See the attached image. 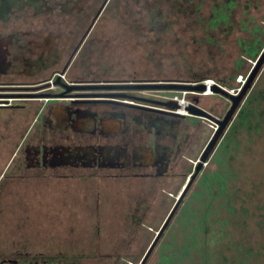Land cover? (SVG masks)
Here are the masks:
<instances>
[{"label": "rangeland", "instance_id": "obj_1", "mask_svg": "<svg viewBox=\"0 0 264 264\" xmlns=\"http://www.w3.org/2000/svg\"><path fill=\"white\" fill-rule=\"evenodd\" d=\"M106 17V37L96 51L102 58L93 60L92 71L101 68L107 75L133 76L137 82L216 84L233 95L242 92L238 108L221 128L218 120L231 101L207 87L205 93L129 91L139 104L168 111L150 115L172 120L175 137L157 142L160 149L169 147L166 175L124 180L95 173L74 179L68 184L74 190L58 194L53 213L48 208L52 199L40 198L42 193L34 183L18 188L16 181L2 175L9 169L4 155L12 149L7 138L17 139L22 125L15 119L1 122V116V256L19 247L30 252H62L53 258L59 259L57 264H139L177 201L143 264H153L164 243L169 244L166 254L177 252L195 220L205 215L207 227L196 238L207 242L206 256L177 257L176 264L201 260L203 264H264V123L237 125L241 112L262 106L258 99L264 96V0H123L120 12L107 11ZM252 43L254 52L246 51ZM189 104L203 113H189L185 109ZM254 122L251 115L250 123ZM202 156H206L204 161ZM220 169L226 176L223 191L213 187L212 197L207 198L199 181ZM198 191V197L192 196ZM71 248L85 249L86 255L67 256Z\"/></svg>", "mask_w": 264, "mask_h": 264}, {"label": "flooded vegetation", "instance_id": "obj_2", "mask_svg": "<svg viewBox=\"0 0 264 264\" xmlns=\"http://www.w3.org/2000/svg\"><path fill=\"white\" fill-rule=\"evenodd\" d=\"M122 1L0 0V117L22 125L17 139L3 136L12 149L2 175L18 188L34 183L40 198L52 199L51 213L58 194L74 190L68 186L74 179L166 175L169 147L157 142L175 137L172 120L150 115L164 112L128 93L138 89L107 87L137 84L136 77L90 68L102 58L96 51L106 37L107 11L120 12ZM58 255L17 247L0 254V264H57Z\"/></svg>", "mask_w": 264, "mask_h": 264}, {"label": "trees", "instance_id": "obj_3", "mask_svg": "<svg viewBox=\"0 0 264 264\" xmlns=\"http://www.w3.org/2000/svg\"><path fill=\"white\" fill-rule=\"evenodd\" d=\"M254 45L255 43H252L251 45H246L245 50L248 52H254L255 50ZM259 100H261L260 102H262V106L259 107L256 111H254V108H249L247 112L245 111L241 112L239 115V119H237V125L241 126L245 124L246 127H252V125L253 126L257 125L256 123H258L259 125L264 123V96L259 97L258 101ZM255 107H258V106H255ZM251 115L255 116L254 124L250 123ZM227 151L228 150L226 149V147L222 148V154L226 155ZM218 161H221V159ZM225 182H226V176L224 175L223 170L220 169V171L214 170L212 171V173L204 174L201 180L199 181V184L204 186V193L205 195H207V198H211L212 193L210 189L214 187L219 193H222L220 191H223V186ZM199 193H200L199 191L193 192L192 196L198 197ZM207 221H208V216L206 215L202 217H198L195 220V223L191 229V233L187 234L183 238V241L180 244L177 252L174 251V253L170 252L166 254L165 248H167L169 244H166V243L162 244L157 253V260L153 264H173V263L176 264L175 261L177 257H180L183 260V258L184 259L188 258V256L190 258L191 254H195L197 256L198 255L206 256V252L204 251V246L207 244V242L206 241L202 242L201 240L196 238V234L198 232L202 234L204 229L207 227L206 225ZM198 264H203V261L202 260L199 261Z\"/></svg>", "mask_w": 264, "mask_h": 264}, {"label": "water", "instance_id": "obj_4", "mask_svg": "<svg viewBox=\"0 0 264 264\" xmlns=\"http://www.w3.org/2000/svg\"><path fill=\"white\" fill-rule=\"evenodd\" d=\"M107 87H119V88H136V89H178V90H198V91H205L206 87L204 84H184V83H176V82H139L137 84H126V85H112V86H107ZM209 89H211L213 92H217L220 93L221 95L227 97L230 99L231 101V106L230 108L227 110L226 114L224 115V117L221 120H218L219 125L221 126V128H223L224 126H226L232 119L234 113L236 112L238 105H239V101L240 98L242 97V92L239 95H233L230 94L228 91H226L224 88L213 84L212 86L208 87ZM120 97H125L126 95L124 94H119ZM161 105H164L166 107H171L174 106V108H176L178 106V104L174 103V102H159ZM185 109L191 113V114H195V115H200L203 112L200 111L199 108H197L194 104H189L188 106L185 107ZM158 110H160L161 112H168L165 111L161 108H159ZM171 114L174 115H181L182 114H178V113H174V112H169ZM210 148H208L206 154L208 153ZM206 158V156H202L201 160L204 161ZM177 208V201L176 203L173 205V207L171 208V210L169 211L168 215L166 216L164 222L162 223L160 229L157 231V233L155 234L154 239L151 241L150 245L148 246L146 252L144 253L143 257L141 258L139 264H143L146 259L148 258L149 254L151 253V251L153 250L160 234L162 233V231L165 229L166 225L168 224V222L170 221L171 217L173 216L175 210Z\"/></svg>", "mask_w": 264, "mask_h": 264}, {"label": "bare ground", "instance_id": "obj_5", "mask_svg": "<svg viewBox=\"0 0 264 264\" xmlns=\"http://www.w3.org/2000/svg\"><path fill=\"white\" fill-rule=\"evenodd\" d=\"M206 93L210 94L211 92L207 91ZM182 108H183V107L180 108V109H181L180 112H184V113H185V111L182 110Z\"/></svg>", "mask_w": 264, "mask_h": 264}, {"label": "built area", "instance_id": "obj_6", "mask_svg": "<svg viewBox=\"0 0 264 264\" xmlns=\"http://www.w3.org/2000/svg\"><path fill=\"white\" fill-rule=\"evenodd\" d=\"M207 86V85H206ZM209 86H207V88H208ZM204 93H205V91H204Z\"/></svg>", "mask_w": 264, "mask_h": 264}]
</instances>
